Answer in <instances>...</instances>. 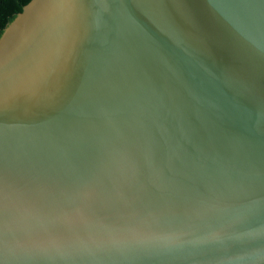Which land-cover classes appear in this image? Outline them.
I'll use <instances>...</instances> for the list:
<instances>
[{
    "label": "water",
    "instance_id": "water-1",
    "mask_svg": "<svg viewBox=\"0 0 264 264\" xmlns=\"http://www.w3.org/2000/svg\"><path fill=\"white\" fill-rule=\"evenodd\" d=\"M0 264H264V0H29Z\"/></svg>",
    "mask_w": 264,
    "mask_h": 264
},
{
    "label": "trees",
    "instance_id": "trees-1",
    "mask_svg": "<svg viewBox=\"0 0 264 264\" xmlns=\"http://www.w3.org/2000/svg\"><path fill=\"white\" fill-rule=\"evenodd\" d=\"M29 0H0V33L7 22L17 15Z\"/></svg>",
    "mask_w": 264,
    "mask_h": 264
}]
</instances>
